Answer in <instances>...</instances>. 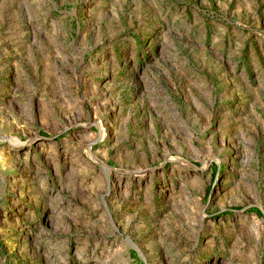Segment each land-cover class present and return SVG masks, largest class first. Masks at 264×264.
<instances>
[{"label": "rangeland", "instance_id": "obj_1", "mask_svg": "<svg viewBox=\"0 0 264 264\" xmlns=\"http://www.w3.org/2000/svg\"><path fill=\"white\" fill-rule=\"evenodd\" d=\"M0 264H264V0H0Z\"/></svg>", "mask_w": 264, "mask_h": 264}]
</instances>
